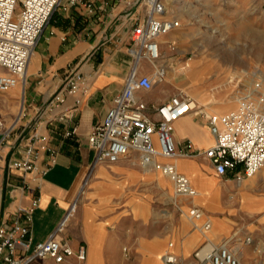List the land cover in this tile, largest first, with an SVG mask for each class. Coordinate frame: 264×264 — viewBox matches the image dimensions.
<instances>
[{
    "label": "crops",
    "instance_id": "0c3cea01",
    "mask_svg": "<svg viewBox=\"0 0 264 264\" xmlns=\"http://www.w3.org/2000/svg\"><path fill=\"white\" fill-rule=\"evenodd\" d=\"M137 1L78 0L69 6L68 0H63L33 51L24 83L0 94V117L6 126L14 124L8 143L0 148L1 169L6 157L7 161L23 157L34 135L41 139L34 145V169L26 174L12 171L6 177L12 190V213L38 199L31 216L32 246L46 241L76 202L78 216L57 240L75 252L83 247L86 260L78 262L71 257L63 264H163L161 257L169 243L173 254L188 261L203 242L187 223L172 228L149 224L154 214L137 187L159 176L143 172L136 155L93 167L87 138L124 88L135 56L131 30L145 13ZM75 73L81 78L80 85L76 93L69 94L67 83ZM4 74L0 69V76ZM192 98L203 112L176 121L173 137L179 150L189 145L202 153L213 144L203 114L220 115L231 105L224 103L215 110L199 102L197 96ZM168 99L165 94L150 104ZM74 127L76 135L66 137ZM176 162L179 172L200 194L193 203L213 216L220 234L228 233V224L218 215L225 212L227 197L234 195L230 185L234 180L217 177L202 156ZM86 180L89 191L78 204ZM244 182L247 187L264 185V169ZM244 196L249 208L251 196Z\"/></svg>",
    "mask_w": 264,
    "mask_h": 264
},
{
    "label": "built area",
    "instance_id": "2783aa9c",
    "mask_svg": "<svg viewBox=\"0 0 264 264\" xmlns=\"http://www.w3.org/2000/svg\"><path fill=\"white\" fill-rule=\"evenodd\" d=\"M62 1L0 0V69L5 71L0 76V94L24 83L33 51ZM77 1L68 0V5L74 6ZM136 5L145 8V17L142 21L137 20L131 30L135 56L124 88L87 138L93 153V167L112 165L136 155L143 172L160 173L172 184L176 197L192 203L187 218L196 230V223L201 222L200 233L205 236L211 223L193 203L198 192L179 172L176 161L202 156L217 177H231L238 186L256 176L264 168V77L256 71L250 75L251 87L236 92L234 110L221 115L203 114L213 137L211 147L202 153L192 150L189 145L179 150L173 137L175 122L200 110L183 92L158 105L148 103L144 97L166 76V66L159 65L162 59L160 39L177 29L179 22L165 16L161 0H138ZM142 63L154 68L155 79L141 73ZM80 80L78 74H73L66 92L76 93ZM13 130L14 124L6 126L0 117V148L8 143ZM74 135L76 127L65 134L66 137ZM38 140L41 139L34 135L23 157L8 162L10 171L26 174L34 169L37 160L34 145ZM37 205L38 199H33L28 208L18 206L9 221L0 224V264L48 261L63 264L71 257L84 262L86 250L83 247L75 252L67 243L57 240L75 211L76 202L54 233L46 241L32 246L31 216ZM172 248L170 243L163 253V264H241L236 249L228 242L215 244L206 240L189 261L173 254Z\"/></svg>",
    "mask_w": 264,
    "mask_h": 264
},
{
    "label": "rangeland",
    "instance_id": "374dc122",
    "mask_svg": "<svg viewBox=\"0 0 264 264\" xmlns=\"http://www.w3.org/2000/svg\"><path fill=\"white\" fill-rule=\"evenodd\" d=\"M161 3L165 16L178 21L179 27L160 39L162 59L159 65H165L168 71L165 79L144 95L147 102L158 101L165 94L170 98L183 92L197 96L199 102L202 100L204 105L215 110L230 103L231 107L220 115L234 110L236 92L251 87L250 75L256 71L264 77V0H161ZM141 69L142 74L155 79L152 66L142 63ZM2 155L0 151V157ZM7 159L4 167H0V224L9 221L13 214L9 198L12 190L6 185L7 173L12 172ZM149 174H157L159 179L137 187L154 214L149 224L172 228L174 224L179 227L180 223H187L202 237L201 245L206 240L215 244L228 242L238 251L241 264H264V185L230 184L234 195L227 197L226 210L218 215L229 226L226 234H220L213 216L200 208L211 223L204 236L200 233V224H196L199 229L196 230L187 218L192 203L176 197L172 184L160 173ZM88 180L78 204L85 201ZM247 193L252 199L249 208L244 196ZM77 216L76 205L68 223Z\"/></svg>",
    "mask_w": 264,
    "mask_h": 264
},
{
    "label": "bare ground",
    "instance_id": "6f19581e",
    "mask_svg": "<svg viewBox=\"0 0 264 264\" xmlns=\"http://www.w3.org/2000/svg\"><path fill=\"white\" fill-rule=\"evenodd\" d=\"M166 73H167V72H166ZM164 79H165V78H164ZM164 79H163V80H164ZM163 80H162V81H163ZM162 81H159V82H162ZM187 95H188V94H187ZM188 96H189V95H188ZM190 97H191V96H190ZM191 99L194 101V104H195L196 108L199 109L200 111H202V109H201L200 107L197 106L198 103H196L195 100H194L192 97H191ZM201 101H202V100H201ZM202 112H203V111H202ZM207 115H208V114H207ZM213 115H216V114H213ZM176 165H177V163H176ZM177 167H178V165H177ZM196 224H197V223H196ZM199 224L201 225V222H199ZM237 255L239 256L238 251H237Z\"/></svg>",
    "mask_w": 264,
    "mask_h": 264
}]
</instances>
